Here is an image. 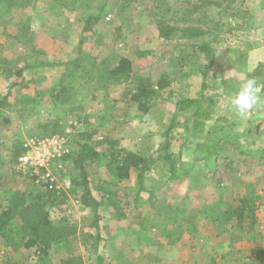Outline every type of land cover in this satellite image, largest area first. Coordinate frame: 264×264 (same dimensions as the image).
<instances>
[{
	"label": "rangeland",
	"instance_id": "374dc122",
	"mask_svg": "<svg viewBox=\"0 0 264 264\" xmlns=\"http://www.w3.org/2000/svg\"><path fill=\"white\" fill-rule=\"evenodd\" d=\"M208 1L228 8L220 10ZM98 13L100 19L91 32L83 33L86 18ZM159 19L212 33L197 38L216 49L205 99L200 98L199 68L190 58L191 40L180 32L165 39L157 27ZM122 56L133 62L131 76L100 85L97 68L102 66L103 74ZM77 58L79 73L64 76L66 68L61 64ZM38 61L46 65L27 68L22 84V78L7 72ZM200 62L205 64L202 56ZM164 75L173 80L176 93L201 100L209 111L202 131L195 135L189 134L195 107L177 117L170 137L177 167L192 160L194 138L218 146V151L210 159L198 160L192 173L177 180L169 179L168 164L159 161L138 200L136 170L131 178L119 180L106 161L90 166V186L100 202L102 240L97 255L92 254L90 241H83L82 219L90 211L78 202V189L70 183L71 159H51L54 188L65 197L53 207L50 219L72 227L68 237L54 244L44 258L36 248L14 250L0 242V264H61L71 256L82 257L84 264H261L264 0H0V98L11 83L19 82L11 88L0 119V212L18 191H26L28 201L49 200L50 184L22 172L19 159L14 161L11 153L16 140L24 143L51 136L55 122L61 131L55 134L70 151L83 141L79 133L89 128L96 130L90 144L103 155L108 140H116L126 150L157 158L178 97L167 99L159 93L149 112L142 114L130 94L137 89V77L157 85ZM249 78L260 86L261 99L241 116L231 107L230 98ZM64 80L71 81L75 90L63 106L53 98V89ZM102 187L116 191L124 217L112 215ZM237 207H245V219L225 216L227 209ZM169 216L173 219L167 220Z\"/></svg>",
	"mask_w": 264,
	"mask_h": 264
},
{
	"label": "trees",
	"instance_id": "16d2710c",
	"mask_svg": "<svg viewBox=\"0 0 264 264\" xmlns=\"http://www.w3.org/2000/svg\"><path fill=\"white\" fill-rule=\"evenodd\" d=\"M208 4H216L220 6V10L228 8V6L220 2H206ZM233 16V15H232ZM100 19V13L89 15L86 18L83 33L91 32L92 27ZM182 20V18L180 19ZM157 27L160 29V34L165 38H172L174 34L181 33L184 37L187 36L191 40L192 55L190 56L191 62L197 64L199 75L201 76L202 82V92L200 93L201 100L205 99V94L203 91L209 88L208 80L210 78V70L214 65L216 59V49L211 46L209 41H198L197 38L208 35H212L209 30H203L196 27H183L179 28L174 25H167L163 20H157ZM170 38V39H171ZM84 37L80 39V45L83 43ZM205 59V64L201 65L200 58ZM79 59H71L61 65L66 68L64 76H75V73H79L80 69L78 66ZM185 63V62H184ZM44 62L38 61L32 65H25L18 68L16 71L7 70L10 75H14L18 78H22L23 73L27 68L36 66H45ZM183 65V64H181ZM72 66V67H71ZM102 68V66H101ZM101 68L98 67V75L100 78L97 79L102 83L113 82L119 83L120 79L123 77H130L133 72V62L128 57H120L118 62L113 67H108L107 70L104 68L103 74H100ZM182 69V66H181ZM82 77V74L79 75ZM92 78V76H89ZM23 78L21 84L23 83ZM18 81H14L10 84V90L2 98H0V119H4V107L7 104V99L10 95L11 88L18 85ZM173 80L164 75L159 78L157 85H154L150 79H143V77H137V89L134 93L130 94V100L136 105V109L139 113L145 114L151 109V102L162 93L163 96L166 95L167 99H171L174 95L178 97L176 100V108L172 114L171 122L169 127L165 131V139L160 144L158 149V157L155 158L152 154L144 156L140 153L134 152L132 150H126L120 146L119 142L116 140H108L109 147L105 155H103L95 146L90 144V140L96 133V130H91L89 128L84 129L82 133H79L83 141L79 144L78 148L72 149L70 153L64 156L65 159H71L73 170L70 174V183L77 187V199L82 206L89 209V214L84 215L82 219L83 224V241L85 244L89 243L92 247V254L97 255V250L100 241L102 240L101 227H100V202L93 195L92 188L90 186V175L89 167L95 165L96 163H102L106 161V165L110 167L112 173L119 180L129 179L132 175V170H136V183L138 184V192L136 199L140 197V193L145 190V181L151 175L153 167L159 162L163 161L168 164L169 179L177 180L182 175H188L193 172L197 167L196 163L198 160L210 159L216 151H218V146L206 144L202 142L203 140H197L194 138L192 144L195 146V150L192 151L193 157L189 162H182L181 165L177 167L176 160L173 158L171 152V130L178 125L177 117L181 112L187 111L188 107L194 106L195 108L191 112L190 118L193 119L190 129V135H195L194 133L198 130L202 131V127L207 119L209 113L208 110L204 109L205 103L201 100L190 98L186 95L181 96L180 93H176L172 89ZM56 90L54 88L53 98L55 101L60 102L64 106L70 101V94L75 90V86L68 81H63ZM264 89V83H263ZM165 97V96H164ZM173 100V99H172ZM198 104V105H197ZM210 104V103H209ZM5 120H7L5 118ZM188 119L186 120V125ZM88 126V123H86ZM58 122H55L51 130L50 135L61 132L59 129ZM201 128V129H200ZM219 133L220 130L215 131ZM206 140H208L210 131L206 134ZM215 135L213 133L212 137ZM189 136V135H188ZM220 138V137H219ZM22 140H16L12 144V159L17 161L18 157L24 152ZM222 149V148H221ZM264 153V152H263ZM108 157L110 160H107ZM105 194L107 204L114 217H124L122 208L120 206V200L116 191L110 190L106 187H102ZM48 192L50 195L49 200L45 199L39 201L36 198H30L28 201L29 194L26 191H18L9 198V203L0 212V242L6 245H10L12 249L19 250L21 248L31 249L36 248L39 256L44 258V256L50 255V251L54 244H58L61 238H67V230L72 227L70 226H59L50 219L51 210L58 202H64L62 197H65V193L61 190H55L54 184L48 186ZM60 201H58L59 199ZM245 207L229 208L225 211L226 217H234L237 221H242L246 217ZM173 219L168 217L167 220ZM87 229V230H85ZM71 231V230H70ZM264 250L261 251L260 259L261 264H264L263 256ZM99 260L101 259L98 256ZM43 261V259L41 260ZM44 262V261H43ZM13 264V263H6ZM61 264H84L83 258L78 257H68L61 261Z\"/></svg>",
	"mask_w": 264,
	"mask_h": 264
},
{
	"label": "built area",
	"instance_id": "2783aa9c",
	"mask_svg": "<svg viewBox=\"0 0 264 264\" xmlns=\"http://www.w3.org/2000/svg\"><path fill=\"white\" fill-rule=\"evenodd\" d=\"M64 142L65 140L57 134L26 140L23 144L25 150L18 158V168L33 177L41 178L50 186L55 185L56 178L49 169V163L55 157L64 158L70 153Z\"/></svg>",
	"mask_w": 264,
	"mask_h": 264
},
{
	"label": "clouds",
	"instance_id": "9594fccd",
	"mask_svg": "<svg viewBox=\"0 0 264 264\" xmlns=\"http://www.w3.org/2000/svg\"><path fill=\"white\" fill-rule=\"evenodd\" d=\"M260 99V86L255 79L249 78L241 83L235 95L230 98V105L243 116L250 113Z\"/></svg>",
	"mask_w": 264,
	"mask_h": 264
}]
</instances>
